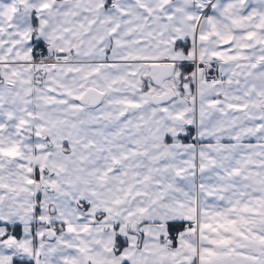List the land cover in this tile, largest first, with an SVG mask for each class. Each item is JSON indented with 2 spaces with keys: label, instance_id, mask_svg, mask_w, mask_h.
Here are the masks:
<instances>
[{
  "label": "snow or ice",
  "instance_id": "snow-or-ice-1",
  "mask_svg": "<svg viewBox=\"0 0 264 264\" xmlns=\"http://www.w3.org/2000/svg\"><path fill=\"white\" fill-rule=\"evenodd\" d=\"M0 264H264V0H0Z\"/></svg>",
  "mask_w": 264,
  "mask_h": 264
}]
</instances>
